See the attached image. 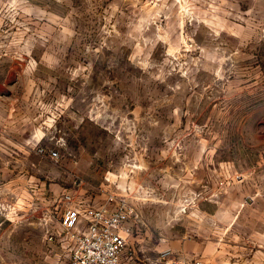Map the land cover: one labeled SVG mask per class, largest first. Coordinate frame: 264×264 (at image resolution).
Here are the masks:
<instances>
[{
  "label": "rangeland",
  "instance_id": "1",
  "mask_svg": "<svg viewBox=\"0 0 264 264\" xmlns=\"http://www.w3.org/2000/svg\"><path fill=\"white\" fill-rule=\"evenodd\" d=\"M124 191L121 264H264V0H0V264Z\"/></svg>",
  "mask_w": 264,
  "mask_h": 264
},
{
  "label": "built area",
  "instance_id": "2",
  "mask_svg": "<svg viewBox=\"0 0 264 264\" xmlns=\"http://www.w3.org/2000/svg\"><path fill=\"white\" fill-rule=\"evenodd\" d=\"M45 153L44 149L40 150ZM49 156L58 158L56 150ZM60 243L68 250V264H121L137 209L128 194L107 192L102 201L77 198L66 192L60 200ZM54 240V235H50ZM166 264H206L203 258H172Z\"/></svg>",
  "mask_w": 264,
  "mask_h": 264
}]
</instances>
